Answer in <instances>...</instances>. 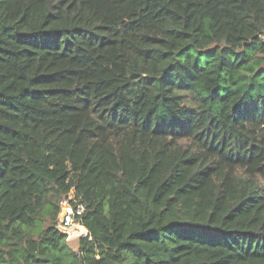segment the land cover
Listing matches in <instances>:
<instances>
[{
  "label": "trees",
  "instance_id": "1",
  "mask_svg": "<svg viewBox=\"0 0 264 264\" xmlns=\"http://www.w3.org/2000/svg\"><path fill=\"white\" fill-rule=\"evenodd\" d=\"M0 264H264V0H0Z\"/></svg>",
  "mask_w": 264,
  "mask_h": 264
},
{
  "label": "built area",
  "instance_id": "2",
  "mask_svg": "<svg viewBox=\"0 0 264 264\" xmlns=\"http://www.w3.org/2000/svg\"><path fill=\"white\" fill-rule=\"evenodd\" d=\"M61 216L58 222V229L70 236V230L73 228L84 227L86 231L84 236L88 235V229L82 224L81 216L85 211L84 204L77 198L75 190L72 189L69 194L65 195L61 202ZM81 234L77 235L80 236ZM73 239V238H72Z\"/></svg>",
  "mask_w": 264,
  "mask_h": 264
},
{
  "label": "rangeland",
  "instance_id": "3",
  "mask_svg": "<svg viewBox=\"0 0 264 264\" xmlns=\"http://www.w3.org/2000/svg\"><path fill=\"white\" fill-rule=\"evenodd\" d=\"M60 216H61V213H59V216H58V218H60ZM84 233H82L80 236H82ZM80 236H78V237H76V238H71L70 239V236L68 235V238H67V240H68V243L70 244V246L73 248V249H75V250H78V248H79V238H80Z\"/></svg>",
  "mask_w": 264,
  "mask_h": 264
},
{
  "label": "bare ground",
  "instance_id": "4",
  "mask_svg": "<svg viewBox=\"0 0 264 264\" xmlns=\"http://www.w3.org/2000/svg\"><path fill=\"white\" fill-rule=\"evenodd\" d=\"M85 231H86V229L84 227L73 228V230H70L71 238H76L77 235L82 234Z\"/></svg>",
  "mask_w": 264,
  "mask_h": 264
}]
</instances>
